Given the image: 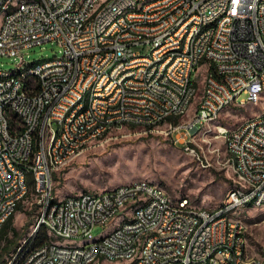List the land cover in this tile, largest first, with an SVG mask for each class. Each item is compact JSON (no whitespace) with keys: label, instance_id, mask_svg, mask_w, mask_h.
<instances>
[{"label":"built area","instance_id":"obj_1","mask_svg":"<svg viewBox=\"0 0 264 264\" xmlns=\"http://www.w3.org/2000/svg\"><path fill=\"white\" fill-rule=\"evenodd\" d=\"M11 1L0 0V7ZM203 21H214V28L203 29ZM49 42L61 47L59 56L25 59L24 49ZM0 55L15 58L13 70L33 64V72L15 81L0 67V222L25 190L18 164H29L39 187L34 204L49 236L28 249L36 257L20 255L23 264H85L95 253L127 256V264H264L253 256L244 262L252 255L243 242L246 225L241 216L229 217V210L264 206V106L234 128H218L234 153L232 182L242 170L255 187L227 193L215 208L173 199L144 179L125 183L117 194L73 193L64 206L43 207V199L55 195L54 174L69 154H81L90 133L107 136L115 122L135 126L127 116L148 119L149 131L170 121L169 133L198 155L193 143L205 118L215 121L231 105L262 104L264 0H113L105 8H97V0L86 7L77 0H20L0 35ZM36 78H44L45 97L32 100ZM192 92H201V99L192 100ZM191 108H198L193 122L171 121ZM6 116H13V130H6ZM36 121L44 123L42 134L33 133ZM56 122H64V133H56ZM30 151H37V160H30ZM51 160L58 167L44 173ZM144 196H152V206L132 216L131 225L96 248H75L76 239H94L96 226L108 225L115 213L128 214ZM60 239L64 249H57Z\"/></svg>","mask_w":264,"mask_h":264},{"label":"rangeland","instance_id":"obj_2","mask_svg":"<svg viewBox=\"0 0 264 264\" xmlns=\"http://www.w3.org/2000/svg\"><path fill=\"white\" fill-rule=\"evenodd\" d=\"M57 43H46L23 50L29 62L53 58L61 54ZM0 67L13 70L16 60L12 56L0 55ZM204 67L198 71L202 81ZM201 98V92L194 100ZM262 104L248 103L244 106L231 105L225 108L215 121L207 122L197 131L194 147L198 155L185 150V143L177 141L170 131V121L149 131L143 126L114 128L103 137L92 142L73 160L54 174L55 191L59 197L81 192L110 191L125 183L144 179L164 188L173 199L186 197L197 207L215 208L228 193L232 181L229 167L230 154L224 137L218 128H234L246 118L261 111ZM195 108L189 109L179 118L181 124L191 119ZM142 127V128H141ZM148 129V130H147ZM30 192L15 213L14 229L8 232L1 243L0 264H10L20 245L35 230L39 209ZM120 213L109 227L98 225L93 230L94 239H76V245L90 244L96 239L114 232L126 219L133 216ZM233 217H242L246 225L248 257H264V206L234 211ZM67 242V241H66ZM57 244L64 245L58 240ZM98 259L93 264H124L125 261ZM100 262V263H99ZM16 264V262L12 263Z\"/></svg>","mask_w":264,"mask_h":264},{"label":"bare ground","instance_id":"obj_3","mask_svg":"<svg viewBox=\"0 0 264 264\" xmlns=\"http://www.w3.org/2000/svg\"><path fill=\"white\" fill-rule=\"evenodd\" d=\"M24 3H37L41 0H22ZM79 7H86L88 5L89 0H77ZM113 0H97V8H105V4L107 2ZM20 7V0H12L10 4L5 5L4 7H0V35H5V27L9 25V18L17 15V10ZM214 28V21H203V29H212ZM177 56H184V49H177ZM22 72H33V64H25L22 65V70H5L1 67V73H7V81H15V79L22 78ZM33 88L34 93H32V100H39V97H45V82L44 78H36L33 81ZM199 92H192V100L195 99ZM201 99V98H200ZM189 111V110H188ZM187 111V112H188ZM187 112H181L180 115L177 117L180 118L185 116ZM198 115V108H195L194 112L192 113V117L190 120L183 122L181 124H188L189 122H193L194 118ZM214 121V117H207L205 118L204 123L199 124L197 126V131L202 129V126L207 123ZM20 122H27V115H20ZM127 124H135L139 126H143L145 128H149V120L148 119H135V116H127ZM122 122H115L114 128L122 127ZM158 125H152V128ZM5 127L6 130H13V116H6L5 119ZM148 130V129H147ZM44 131V123L43 121H36L35 126H33V133L35 134H42ZM56 133H64V122H56ZM105 135V131H96L90 133V141L89 142H82L81 143V152L85 148H87L92 142L98 140L99 138ZM230 154V161H234V153ZM78 154H69L68 155V162L73 160ZM30 160H37V151H30ZM52 167H58V160H51V162H45L44 164V173H51ZM18 171L21 177L23 178V185H24V192L21 194V197H17V206L16 210H8L6 211V216H4L3 221L0 222V232L2 231L3 227L5 226L6 222L11 218L16 211L18 210L19 206L21 205L22 201L28 196L30 192H32V196L34 201L37 202V198H39V187H37V175L36 170L30 169L29 164H18ZM235 177H237V182L228 190V193H233L236 191H241L242 186L245 187H255V180L251 179V177L242 176V170H235ZM147 182V186H159L157 184ZM119 189H125V184L120 185L110 191H107L108 194H117ZM188 203H193L191 199L186 198ZM66 203V197L60 198L56 191L53 197H49L48 199H43V207H51L54 205L57 206H64ZM122 204H129V197H122ZM152 206V196H144V200H139L136 203L130 204L128 206V211L134 209L133 216H137L139 212H142L144 209H150ZM236 210H229V217H233V213ZM120 213H115L113 219L105 225V227H109V225L116 219V217ZM126 214V213H125ZM245 223V222H244ZM132 224V217L126 219L114 232H112L108 236H103L100 239H96L90 244L84 243V245H76L75 248H96L98 246V241H106L107 238L113 237L116 235L120 228L123 226H129ZM41 225H44V218H38L37 226L32 234L25 240L24 244L20 245L18 251L14 255L13 259L11 260L10 264L15 262L16 264H23V257L20 255L24 252L28 251V257H36V250H28L29 248L33 247L32 243L36 236V233ZM243 242L244 246H248V240L246 236V230L243 231ZM57 249H64V245L57 244ZM253 258H261L264 262V257L262 256H253ZM100 259L101 263L103 260H112V261H125L127 262V256L124 255H117V256H108L103 255V253H95L94 258L91 261H88L85 264H93ZM99 262V263H100ZM244 262H252V256L248 257L244 255ZM127 264V263H124Z\"/></svg>","mask_w":264,"mask_h":264},{"label":"trees","instance_id":"obj_4","mask_svg":"<svg viewBox=\"0 0 264 264\" xmlns=\"http://www.w3.org/2000/svg\"><path fill=\"white\" fill-rule=\"evenodd\" d=\"M171 121H174V123H178L179 118L177 117H172ZM136 127V126H134ZM21 206V205H20ZM20 206L18 209H20ZM15 216L13 215L11 218H9V220L6 222L5 226L3 227L2 231L0 232V251H1V243L3 242V240L7 239L8 236V232L12 229L15 230V228L13 227V221H14ZM36 238H34L35 240H33L32 246L33 245H39L41 243H44L45 241H47L49 239L48 236V232H47V228L46 226L42 225L39 227L37 233H36Z\"/></svg>","mask_w":264,"mask_h":264},{"label":"crops","instance_id":"obj_5","mask_svg":"<svg viewBox=\"0 0 264 264\" xmlns=\"http://www.w3.org/2000/svg\"><path fill=\"white\" fill-rule=\"evenodd\" d=\"M202 127H203V126H202ZM234 184H235V182H232V181H231L230 188H231ZM230 188H229V189H230ZM64 197H66V196H64ZM60 198H63V197H60ZM222 200H223V199H222ZM16 212H17V211H16ZM14 215H15V214H14ZM12 225H13V224H12Z\"/></svg>","mask_w":264,"mask_h":264}]
</instances>
